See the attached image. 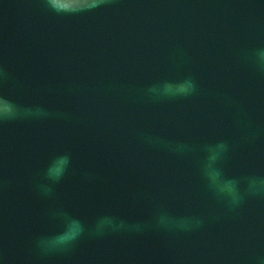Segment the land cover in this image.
<instances>
[{"label": "water", "instance_id": "1", "mask_svg": "<svg viewBox=\"0 0 264 264\" xmlns=\"http://www.w3.org/2000/svg\"><path fill=\"white\" fill-rule=\"evenodd\" d=\"M261 53L264 0H0V264H264Z\"/></svg>", "mask_w": 264, "mask_h": 264}, {"label": "clouds", "instance_id": "2", "mask_svg": "<svg viewBox=\"0 0 264 264\" xmlns=\"http://www.w3.org/2000/svg\"><path fill=\"white\" fill-rule=\"evenodd\" d=\"M261 57L264 58V53H261ZM165 88V91H173V86L172 85H165L164 86ZM189 88H191V84L190 83H185V84H181V85H178L176 86L175 90L176 91H180V92H186L189 90ZM12 108L13 106L11 105L10 102L8 101H4V104H3V109H4V113L7 114L9 112L12 111ZM213 159H215V157H213ZM68 163V157L64 156V157H60L50 168H49V171H48V174L50 176V178L52 179H59L65 168H66V165ZM217 174L213 173L212 176H213V179H215V176ZM79 226L78 225H74L73 226V229L72 231H70L69 233H66L64 235H61L60 237L57 238L56 241H52V242H49V243H52V244H55V243H66L68 241H70L71 239L74 238L75 236V229H78Z\"/></svg>", "mask_w": 264, "mask_h": 264}]
</instances>
